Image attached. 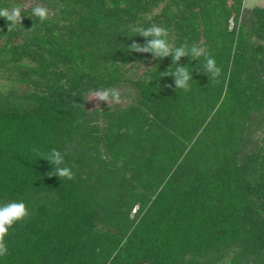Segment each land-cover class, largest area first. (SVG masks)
Returning <instances> with one entry per match:
<instances>
[{
    "label": "trees",
    "instance_id": "16d2710c",
    "mask_svg": "<svg viewBox=\"0 0 264 264\" xmlns=\"http://www.w3.org/2000/svg\"><path fill=\"white\" fill-rule=\"evenodd\" d=\"M16 6L22 26L0 18V204L30 215L0 264H264V7L0 0ZM152 24L206 48L218 80L182 57L193 81L175 89L170 57L130 52L145 43L130 28ZM103 89L127 103L91 108ZM34 148L59 150L75 178L50 176Z\"/></svg>",
    "mask_w": 264,
    "mask_h": 264
},
{
    "label": "clouds",
    "instance_id": "9594fccd",
    "mask_svg": "<svg viewBox=\"0 0 264 264\" xmlns=\"http://www.w3.org/2000/svg\"><path fill=\"white\" fill-rule=\"evenodd\" d=\"M31 15L38 17L41 22H44L49 17V9L45 6L37 5L31 9ZM22 9L19 6L9 8H0V18H4L7 22L8 31L15 30L16 26H22ZM130 31L133 36L139 35L145 39L144 44L133 42L128 46L130 52L150 53L154 59H163L170 57L172 64L177 66L173 71L165 72L162 76H171L174 78L175 89H181L185 92L191 90V82L193 81L192 72L185 66L181 65L182 57H189L192 60H198L203 57L205 63L203 71H206L211 79L218 80L222 74V69L217 66L215 59L206 50V48L187 44L175 46L169 42V32L166 28L152 24L148 27L132 26ZM208 76V77H209ZM95 99L97 102L103 101L109 103H120V93L116 89H103L90 93V99ZM39 158L44 159L50 165L54 166L50 176H56L59 179L65 178L73 180L74 173L70 167L65 165V156L57 149H51L47 153L41 152L38 148L33 149ZM30 215L29 209L23 201H10L0 204V258L8 255V246L6 237L9 234V229L14 224L22 222Z\"/></svg>",
    "mask_w": 264,
    "mask_h": 264
},
{
    "label": "rangeland",
    "instance_id": "374dc122",
    "mask_svg": "<svg viewBox=\"0 0 264 264\" xmlns=\"http://www.w3.org/2000/svg\"><path fill=\"white\" fill-rule=\"evenodd\" d=\"M243 7L245 9H252L254 7H264V0H243ZM143 66L144 65L142 63H140L138 65L137 71H136L137 75H140L144 71V67ZM2 83H4V81L2 79H0V85ZM123 91L125 92L126 89L124 88ZM119 93L122 94L121 91ZM88 100H89V105H90L91 108H96L99 105H101L102 103H105L103 101L97 102L94 98L90 99V97H89ZM126 103H127L126 98L124 96H122L121 100H120V103H118V105H125ZM112 104H116V103H112ZM259 135H260V133H257L256 137L257 138L260 137Z\"/></svg>",
    "mask_w": 264,
    "mask_h": 264
}]
</instances>
